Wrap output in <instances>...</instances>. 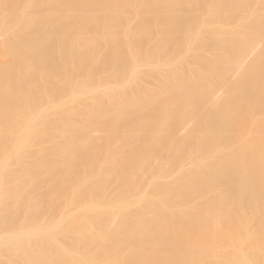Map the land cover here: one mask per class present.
I'll list each match as a JSON object with an SVG mask.
<instances>
[{
    "label": "bare ground",
    "instance_id": "obj_1",
    "mask_svg": "<svg viewBox=\"0 0 264 264\" xmlns=\"http://www.w3.org/2000/svg\"><path fill=\"white\" fill-rule=\"evenodd\" d=\"M0 264H264V0H0Z\"/></svg>",
    "mask_w": 264,
    "mask_h": 264
},
{
    "label": "rangeland",
    "instance_id": "obj_2",
    "mask_svg": "<svg viewBox=\"0 0 264 264\" xmlns=\"http://www.w3.org/2000/svg\"><path fill=\"white\" fill-rule=\"evenodd\" d=\"M186 39V35H177L175 36V40L178 42L179 47H178V53L182 54L184 52V46H183V41ZM195 60V59H194ZM174 63V62H173ZM152 66V64H151ZM192 66V65H191ZM197 82V78H190V82L192 81ZM121 85V84H120ZM210 91V90H208ZM182 132V131H181Z\"/></svg>",
    "mask_w": 264,
    "mask_h": 264
}]
</instances>
